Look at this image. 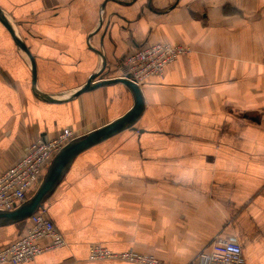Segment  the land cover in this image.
Segmentation results:
<instances>
[{
  "label": "crops",
  "instance_id": "obj_1",
  "mask_svg": "<svg viewBox=\"0 0 264 264\" xmlns=\"http://www.w3.org/2000/svg\"><path fill=\"white\" fill-rule=\"evenodd\" d=\"M0 7L35 58L38 90L54 99L101 68L89 41L107 60L106 78L123 77L122 58L146 44L190 50L142 86L138 131L78 156L45 207L66 244L25 264H129L92 261L93 246L198 264L226 234L246 264H264V0H0ZM32 78L0 23V173L33 142L70 128L84 135L134 104L124 85L40 101ZM30 225L0 228V249Z\"/></svg>",
  "mask_w": 264,
  "mask_h": 264
},
{
  "label": "built area",
  "instance_id": "obj_2",
  "mask_svg": "<svg viewBox=\"0 0 264 264\" xmlns=\"http://www.w3.org/2000/svg\"><path fill=\"white\" fill-rule=\"evenodd\" d=\"M189 48L180 44L149 43L129 52L122 59L125 75L143 86L152 78H162L167 66L177 62ZM81 136L74 129H64L48 140H37L30 144L24 155L15 164L0 173V210H12L25 203L38 189L46 169L57 153L71 140ZM28 231L13 243L0 249V264H25L52 250L62 248L66 241L44 208L30 220ZM208 252L198 258V264H246L242 247L233 235L217 237ZM92 261H121L133 264H162L151 254L136 251L115 253L106 247L90 249Z\"/></svg>",
  "mask_w": 264,
  "mask_h": 264
},
{
  "label": "water",
  "instance_id": "obj_3",
  "mask_svg": "<svg viewBox=\"0 0 264 264\" xmlns=\"http://www.w3.org/2000/svg\"><path fill=\"white\" fill-rule=\"evenodd\" d=\"M0 23L3 24L9 35L12 36L16 47L27 57L31 67V75L33 77L32 90L35 97L40 101L42 100L53 104L69 102L71 99L81 97L84 93L113 85L126 86L131 92L134 100L132 108L127 111L123 117L111 121V123L101 126L94 131L78 136L63 147L46 169L45 175L33 195L25 203L19 205V207L15 209L0 210V228H6L8 226L18 225L19 223L29 221L36 213L43 210L46 207V204L51 200V197L59 189L60 184L70 172L69 170L72 168V165L78 156L85 153V151L98 146L104 141L112 139V137L125 132V130L138 131L136 125L144 115L146 100L144 99L142 87L132 80V76L124 75L123 77L106 78L107 74L105 71L108 69L107 60L101 50L95 49L91 46L90 41L88 42L89 47L95 50L103 60L101 68H99V70L95 72L80 89L70 93L65 98L54 99L52 96L38 90L37 63L35 62V58L30 49H28L22 36H20L16 22H14L12 17L1 7ZM102 23L103 19H101L100 27L102 26Z\"/></svg>",
  "mask_w": 264,
  "mask_h": 264
}]
</instances>
